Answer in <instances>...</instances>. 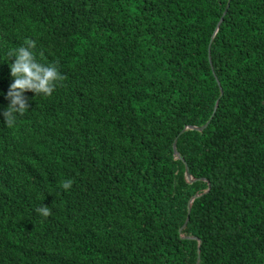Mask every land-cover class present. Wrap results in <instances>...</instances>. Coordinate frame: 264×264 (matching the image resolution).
I'll use <instances>...</instances> for the list:
<instances>
[{
	"label": "trees",
	"instance_id": "16d2710c",
	"mask_svg": "<svg viewBox=\"0 0 264 264\" xmlns=\"http://www.w3.org/2000/svg\"><path fill=\"white\" fill-rule=\"evenodd\" d=\"M26 39L61 79L8 126ZM199 256L264 264V0H0V264Z\"/></svg>",
	"mask_w": 264,
	"mask_h": 264
},
{
	"label": "clouds",
	"instance_id": "9594fccd",
	"mask_svg": "<svg viewBox=\"0 0 264 264\" xmlns=\"http://www.w3.org/2000/svg\"><path fill=\"white\" fill-rule=\"evenodd\" d=\"M24 45L11 49L7 60L13 80L7 92V96L11 98L10 103L2 115L4 123L8 126L13 125L17 116L23 115L28 109V105L22 98L25 90H34L35 93H43L45 96L51 95L55 82L61 79L54 65L43 64L33 58L31 49L35 47V41L26 39ZM12 56H15L14 60L10 59ZM71 185L72 180L66 179L61 182L60 187L68 190ZM35 211L45 217L49 215L48 207L41 206Z\"/></svg>",
	"mask_w": 264,
	"mask_h": 264
},
{
	"label": "water",
	"instance_id": "95a60500",
	"mask_svg": "<svg viewBox=\"0 0 264 264\" xmlns=\"http://www.w3.org/2000/svg\"><path fill=\"white\" fill-rule=\"evenodd\" d=\"M221 21H222V18H221V20L219 21V23H218L216 29L219 27ZM218 101H219V100H218ZM218 101H217V104H218ZM216 108H217V105H216ZM208 124H209V121H208L205 125L200 126V127H199V126H195V125H187V126H185L184 130L187 129V128H193V129L202 130V129H204ZM173 148H174V152L177 153L176 141L174 142ZM177 156H179V155H177ZM185 173H186V176H190L189 169H188L187 166H186V172H185ZM196 196H197V194L192 198V200H191V202H190V205H189L190 208H191L192 203H193L194 199L196 198ZM200 243H201V242L199 241V245H200ZM197 264H200V256L198 257Z\"/></svg>",
	"mask_w": 264,
	"mask_h": 264
}]
</instances>
